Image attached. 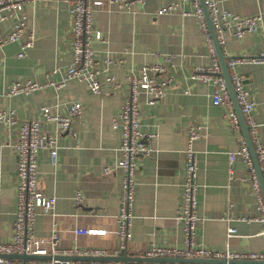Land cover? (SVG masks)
Returning <instances> with one entry per match:
<instances>
[{"label": "crops", "instance_id": "obj_1", "mask_svg": "<svg viewBox=\"0 0 264 264\" xmlns=\"http://www.w3.org/2000/svg\"><path fill=\"white\" fill-rule=\"evenodd\" d=\"M70 0H34L25 3L26 29L19 42L0 48V110H14L20 121L39 119L40 108L65 114L70 101L83 105L81 115L73 120L70 132L58 136L56 164L50 163L47 151L38 154V186L45 196L56 199L53 215L38 210L34 230L47 238L53 229L59 234L63 249L84 251L104 249L112 254L118 247L115 234V215L119 208L121 172L115 169L119 159L120 130L113 127L115 117L128 94L125 76L143 66L162 64L163 57L174 55L166 74L175 87L149 105L145 95L140 97L142 131L155 134L150 140L151 157L140 159L136 175L135 200L131 239L121 255L143 256L151 246L183 247V233L175 221L184 182V147L187 129L202 125L201 136L194 142L197 170V213L201 221L194 239L211 251H264L262 224L255 196L250 189L247 169L240 159L233 167V179L228 174V153L236 147L237 132L226 120V110L211 103L214 86L188 78L194 67L208 66L210 58L197 18L188 2L179 3L171 13L158 15L157 10L175 0H143L128 9L119 10L102 0L93 14V26L104 42L92 44L95 56L103 59L106 53L123 56L124 63L110 70L114 84L103 86L100 95L92 94L84 83L69 81L59 90L46 87L31 94L6 95V87L27 79L41 81L46 73L64 69L71 60ZM222 10L239 17L262 13L264 0H215ZM12 20L1 22L7 32ZM32 35L33 45L26 57H17L20 46ZM220 44L228 57H254L264 44L260 31L247 32L236 38L230 29L222 35ZM234 73L241 76L254 102L253 116L264 146V64L242 62ZM60 75H55L58 80ZM42 128L55 133L53 123ZM16 131L0 125V242L12 238L16 206L17 166L11 147ZM105 166L110 171L104 172ZM79 193L81 203L75 195ZM231 204L230 209L227 206ZM229 216V221L226 220ZM246 219H250L246 221ZM236 233L226 235L227 227ZM76 228L104 231L101 234L81 235ZM75 257V256H73ZM77 260L82 263L81 255ZM97 257V256H96ZM104 256L103 261L111 262ZM44 260V259H43ZM221 264L222 259H218ZM121 263V262H120ZM134 263V262H128ZM123 264V263H122Z\"/></svg>", "mask_w": 264, "mask_h": 264}, {"label": "built area", "instance_id": "obj_2", "mask_svg": "<svg viewBox=\"0 0 264 264\" xmlns=\"http://www.w3.org/2000/svg\"><path fill=\"white\" fill-rule=\"evenodd\" d=\"M34 0H0V24L10 19L13 24L9 31L0 29V48L19 42L26 29V16L24 4ZM108 4L114 5L119 10L128 9L135 4H143V0H106ZM188 2L192 6V12H183L184 15L192 13L199 23L203 33L210 64L208 66L194 67L188 78L200 83H211L214 86L211 95V103L222 106L226 110V120L231 130L237 132L236 147L228 153V174L233 179V163L240 159L244 163L248 173V183L255 196V206L258 220L263 227L264 233V198L255 172L254 163L250 150L241 130L237 113L234 109L227 84L221 75V66L217 53L208 30L206 19L200 4V0H175L157 10L158 15L168 14L175 11L179 3ZM207 9L210 22L219 45L223 42V32L230 29L236 38H241L247 32L260 31L264 35V17L262 13L248 17H239L226 10L220 9L215 0H203ZM102 0H70L68 11L71 15V60L64 69H54L44 75L43 80H23L9 84L6 87V95L9 97L39 91L46 87L59 90L67 85L69 81L75 80L85 84L92 94L100 95L103 85L114 84V78L110 73L111 68L121 66L124 63L123 56H113L106 53L103 59L98 60L95 56L92 44L94 41L104 40L99 31L93 26V14ZM34 37L21 44L17 57H26V50L33 45ZM174 55L163 57L162 64L143 66L138 71H129L125 76L128 86V94L125 97L118 114L113 117V127L120 130V145L118 148L119 159L115 169L121 172L119 208L115 215L118 247L112 253L104 249H92L90 251L74 249H63L60 246V237L56 229H53L47 238L38 237L35 234L34 224L38 210L53 215L56 199L53 196L42 194L38 186V154L41 150L47 151L50 163L55 165L58 154V136L63 132H70L73 120L83 112V105L78 101H70L67 104L65 114L52 111L49 107L40 108L39 119L20 121L14 110H0V125L6 129L16 131L15 141L11 147L16 156L17 186L16 206L13 221L12 238L8 242H0V264H122L119 261L89 260L76 263L66 260L67 256H119L126 250L127 243L131 239V224L133 219L132 205L135 200L136 175L140 168V159L151 157L152 148L150 140L155 134L145 132L140 127L141 104L140 97L145 95L147 104L152 105L158 99L165 96L175 87L173 78L166 74L167 66H172ZM242 62L264 64V44L254 57L236 56L226 60V67L236 103L243 120L248 127V134L253 145L260 171L264 178V146L258 137V124L253 111L254 102L250 92L246 88L241 76L234 73L235 66ZM55 75H60L58 80ZM113 86H117L114 84ZM42 123H53L55 133H50L42 128ZM203 126L194 124L188 127L186 143L184 147V182L180 202L175 215L176 223L181 227L183 233V247H169L151 245L142 257H166L183 259H222L225 264H236L235 261H264V251H211L197 243L194 235L201 217L197 213L196 191L194 182L197 164L195 161L194 142L203 133ZM104 172L110 171L105 166ZM77 204L81 203L80 194L75 195ZM231 204L227 206L230 209ZM229 216L226 220L229 221ZM250 219H246L249 221ZM75 234L94 235L104 231L95 229L76 228ZM236 233L235 228L227 227L226 235L229 237ZM32 254L49 257L44 260L21 261L11 259L6 255ZM126 264H211V263H126Z\"/></svg>", "mask_w": 264, "mask_h": 264}, {"label": "water", "instance_id": "obj_3", "mask_svg": "<svg viewBox=\"0 0 264 264\" xmlns=\"http://www.w3.org/2000/svg\"><path fill=\"white\" fill-rule=\"evenodd\" d=\"M200 4H201V7L203 10L205 19H206V23L208 26L209 33L211 35V38H212V41H213V44H214V47H215V50L217 53V57H218L220 66H221V75L223 76V78L226 81L227 88H228L231 100L233 102V105H234V109H235L237 116L239 118L241 130H242V133H243L244 138L246 140L247 146L250 150L251 158H252L253 163H254L255 172H256V175H257L260 187H261V192H262V195L264 198V178H263V175L260 171V166L257 162L256 155H255L254 149H253V145L251 143V139H250L249 134H248V127L246 126V124L243 120V117L239 111V107H238L236 100H235V95H234L233 88H232L231 81H230V77H229V71L227 70V67H226V60L228 59V57H226L223 54L222 48L217 41L216 35L214 33V30H213L212 24L210 22L209 15H208V12H207V9L204 5L203 0H200ZM6 257L11 258V259H18L21 261L43 260V259L49 258V257H43V256H39V255H32V254H13V255H6ZM63 258L66 260H77V259H81L82 257L67 256V257H63ZM84 258L86 260H105V258H100V257H84ZM107 258L109 260L119 261L123 264H126L128 262H134V263H172V262L190 263V262H194V263H211V264H218L219 263L218 259H183V258H166V257L154 258V257H142V256L131 257V256H128L126 254L121 255V256H117V257H107ZM235 263L236 264H264V261H254V260L250 261V260H248V261H235ZM221 264H225V261L222 260Z\"/></svg>", "mask_w": 264, "mask_h": 264}]
</instances>
